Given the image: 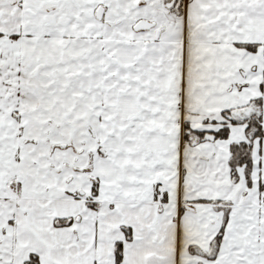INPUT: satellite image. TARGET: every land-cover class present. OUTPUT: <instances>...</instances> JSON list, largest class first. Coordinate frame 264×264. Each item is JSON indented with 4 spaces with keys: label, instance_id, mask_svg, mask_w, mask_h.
I'll use <instances>...</instances> for the list:
<instances>
[{
    "label": "snow or ice",
    "instance_id": "6c2138e0",
    "mask_svg": "<svg viewBox=\"0 0 264 264\" xmlns=\"http://www.w3.org/2000/svg\"><path fill=\"white\" fill-rule=\"evenodd\" d=\"M0 264H264V0H0Z\"/></svg>",
    "mask_w": 264,
    "mask_h": 264
}]
</instances>
